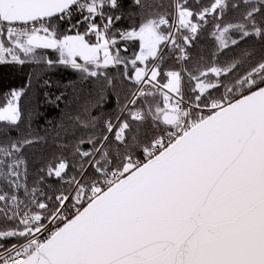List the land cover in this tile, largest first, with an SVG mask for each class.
<instances>
[{"label": "snow or ice", "instance_id": "6c2138e0", "mask_svg": "<svg viewBox=\"0 0 264 264\" xmlns=\"http://www.w3.org/2000/svg\"><path fill=\"white\" fill-rule=\"evenodd\" d=\"M27 64L0 90V264H264V0H0V66Z\"/></svg>", "mask_w": 264, "mask_h": 264}, {"label": "trees", "instance_id": "16d2710c", "mask_svg": "<svg viewBox=\"0 0 264 264\" xmlns=\"http://www.w3.org/2000/svg\"><path fill=\"white\" fill-rule=\"evenodd\" d=\"M201 3L206 5L209 3V0H201ZM237 18V14L231 10H229L221 23H229L233 22ZM128 21H121L118 22V26L120 24H127ZM213 30L212 24L206 25L204 29L201 30L198 38L193 43V45L189 48L191 52L192 59L188 62V67H193V65L199 63L202 64H208L212 61V53L216 51V44L214 38L211 36V32ZM245 45H242L244 47ZM251 46V42H249V45ZM45 55L48 57L55 59L56 55L52 50H42ZM167 51V49H166ZM239 52V49L233 48L231 51L224 50L223 54H220L217 56V60L219 63L223 64L226 63L228 60L233 58V56ZM203 56L204 60L200 61V57ZM175 62L169 61V66H172ZM179 67V65H176ZM36 66L32 64H27L23 66L22 68L19 66H0V90H7L9 87H19L23 86L25 82L27 81L28 73ZM38 71H42L45 74V78H50L52 82L51 88H41L40 92L41 95L39 97V100L41 101V107L40 111L45 112L46 116L49 120L55 121L59 117V111L52 107L49 104L43 103L44 97L42 93L44 91H50L52 94H58L59 91L63 90V88H57L56 82H59L61 85L66 83L70 80L76 79V74L71 70L70 68H65L64 66L60 65L52 69H48L45 71L43 66H40ZM122 70V69H121ZM223 91V89H221ZM31 95V93H30ZM68 95L71 97L72 90H68ZM115 106L114 99L111 103L108 104V108H112ZM63 104H61V109H63ZM33 129L34 131L39 132L40 135L44 136L47 135L49 137V142L51 140L52 136V128L50 125L46 124L43 119L37 120L33 122ZM15 133H13L14 135ZM49 151L54 150V146H51L49 144L45 145H37V156H39L40 151Z\"/></svg>", "mask_w": 264, "mask_h": 264}, {"label": "rangeland", "instance_id": "374dc122", "mask_svg": "<svg viewBox=\"0 0 264 264\" xmlns=\"http://www.w3.org/2000/svg\"><path fill=\"white\" fill-rule=\"evenodd\" d=\"M138 49V42L130 43L129 44V52L135 51ZM57 56V54L55 53Z\"/></svg>", "mask_w": 264, "mask_h": 264}, {"label": "built area", "instance_id": "2783aa9c", "mask_svg": "<svg viewBox=\"0 0 264 264\" xmlns=\"http://www.w3.org/2000/svg\"><path fill=\"white\" fill-rule=\"evenodd\" d=\"M195 41H196V40H195ZM195 41H194V42H195ZM194 42H193V43H194ZM188 51L190 52V50H189V49H188ZM190 53H191V52H190Z\"/></svg>", "mask_w": 264, "mask_h": 264}]
</instances>
